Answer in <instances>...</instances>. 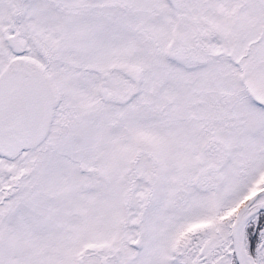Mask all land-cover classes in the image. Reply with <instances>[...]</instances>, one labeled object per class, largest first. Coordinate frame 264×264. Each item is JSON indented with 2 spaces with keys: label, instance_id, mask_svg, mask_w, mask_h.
I'll return each mask as SVG.
<instances>
[{
  "label": "snow or ice",
  "instance_id": "1",
  "mask_svg": "<svg viewBox=\"0 0 264 264\" xmlns=\"http://www.w3.org/2000/svg\"><path fill=\"white\" fill-rule=\"evenodd\" d=\"M0 264H264V0H0Z\"/></svg>",
  "mask_w": 264,
  "mask_h": 264
}]
</instances>
